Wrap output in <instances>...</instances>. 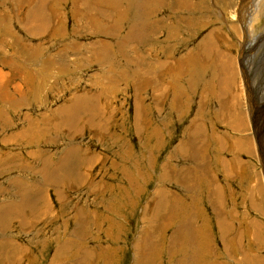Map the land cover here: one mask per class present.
<instances>
[{"label": "rangeland", "instance_id": "obj_1", "mask_svg": "<svg viewBox=\"0 0 264 264\" xmlns=\"http://www.w3.org/2000/svg\"><path fill=\"white\" fill-rule=\"evenodd\" d=\"M54 1L0 0V264H264V0L252 33L247 9L255 0H176L174 7L154 0L157 11L149 0L139 6L137 0H64L73 16L71 37ZM158 12L164 15L149 21ZM211 22L193 43V31ZM179 31L188 42L178 40ZM207 36L208 48L198 52L210 70L195 61L186 74L181 58ZM113 40L124 50L108 49ZM142 41L154 48L142 49L144 60L126 49H139ZM122 53L132 70L115 68ZM214 62L225 70L216 72ZM162 70L165 77L156 75ZM138 75L156 76L155 88L172 84V91L163 87L162 107L149 88L135 96L137 79L130 80ZM217 78L231 90L228 122H241L242 130L215 119L211 89L202 101L200 89ZM174 94L179 114L171 108ZM195 115L204 118L198 136L205 142L196 164L179 152L194 139L185 127ZM182 175H192L189 190L170 183ZM207 183L219 189L211 193ZM157 188L170 196L153 210Z\"/></svg>", "mask_w": 264, "mask_h": 264}, {"label": "crops", "instance_id": "obj_2", "mask_svg": "<svg viewBox=\"0 0 264 264\" xmlns=\"http://www.w3.org/2000/svg\"><path fill=\"white\" fill-rule=\"evenodd\" d=\"M133 1V0H132ZM145 1H148V0H137V3H138V6L139 5H143V4H147ZM149 1H152V2H150V4H152V7L155 5V7L153 8V9H156V11H157V9H161V6H160V3H156V4H154V0H149ZM148 1V2H149ZM175 2H176V0H170V6H173L174 7V5L173 4H175ZM179 2H181V3H183L184 2V0H179L176 4H179ZM133 6H134V4H132ZM176 7V6H175ZM140 11L138 10V9H136V11H135V13L136 14H138ZM143 12H144V14H145V8L143 7ZM152 13H153V11H151ZM156 13V12H155ZM140 15H142V12H140ZM139 15V16H140ZM153 15H156V14H153ZM188 19V18H187ZM133 26V25H132ZM133 28H134V30L135 31H141L140 33H138L139 34V36L140 35H142V33H143V31H142V24L141 23H139V22H137V23H135L134 24V26H133ZM134 33V32H133ZM136 33H134L133 35L134 36H136L135 35ZM211 38H212V36H207L206 38H205V40H204V42L202 43H200L199 44V46L200 47H197V44H196V47H197V51H193V54L191 55V51H188L187 53H185L184 55H183V57L181 58L182 59V61L181 62H183L184 63V65H183V67H185V73L187 74V70L189 71V73H190V70L191 69H193L194 67H196V65L193 63V62H199L200 63V65H202V66H206L205 65V61H203V60H201L200 58H199V55H201V54H199V52H198V49H203L204 47H206V49L208 48V45L210 44V41H211ZM141 45H140V47H139V49H129L128 47L126 48V49H129V53H131L132 55L134 54V55H137V56H139V57H141V58H143V60H144V58L146 57V55H145V51L144 52H142V49H144L143 48V44H142V42L140 43ZM147 55H148V52H147ZM202 56V55H201ZM189 59H191V65H189V64H187V60H189ZM215 64H216V67L218 68V69H216L215 71L216 72H218L219 70H223L225 67H226V65L224 64V63H222L221 65H219L217 62H214ZM150 64H151V62H150ZM188 65H189V69H188ZM168 69H169V67H167ZM148 70V69H147ZM225 70V69H224ZM227 70H229V71H231L230 73L232 74L233 73V71H232V67H230V66H228V68H227ZM166 71H165V73H164V71L162 70L161 71V73L159 74L158 72H157V74L156 75H158V76H166ZM183 75H185L184 73H183ZM233 75H235V74H233ZM232 75V76H233ZM156 77V76H155ZM155 77H148V78H144V77H141V76H139V78L136 80V82H135V86H136V93H135V96H137L138 95V92H141V91H144L145 89L147 90L148 88L151 90V96L152 97H154V100H156V102L155 103H160L161 104V107H162V104L164 103V97H166V95H164L163 97H162V94H163V87H165L166 86V89H167V91L170 89H173V86H172V84H168L167 82L166 83H164L165 85H163V86H161V87H154L153 86V84L154 83H157V81H156V79H155ZM169 78H170V76H169ZM155 81L154 83H152V81ZM217 80H218V83H217ZM217 80H216V82L214 83V84H212L211 86H214V89L213 88H211V86H209V85H207L206 86V88L205 89H203V87H202V89H200V91L199 92H201V97L203 98L202 99V101H206V98H207V95H206V92L208 91L207 89H211V93L213 94L212 96H210V99H212L213 100V102H215V106H216V108H215V110H216V116H215V119L217 120L219 117L222 119L221 121H223L224 123H226V126H228L231 130H235V128H236V126H238V127H240L241 125H242V123L241 122H238L237 120H236V123H234L235 122V119H233V122H228L229 121V117H230V114L231 113H229L228 112V108H229V105H228V102H232V100H231V98H230V96H231V90H230V87H229V84L228 83H224V87H222L223 86V83L221 84V82H222V80H220L219 81V79L217 78ZM193 84H194V82L193 83H191L190 84V86H193ZM230 85H231V88L233 89L232 90V92H233V94H235L236 92H235V89H236V87H235V81H233L232 80V82L230 83ZM172 86V87H171ZM179 88H180V90H182L181 89V87L179 86ZM189 88V87H188ZM193 87H191V89H192ZM196 88V87H195ZM191 89L189 88V90L191 91ZM227 90H229V98H227L226 97V91ZM172 91V90H171ZM162 98V99H161ZM172 99H171V108H174V111L177 113V114H179V112H180V110L181 109H179L177 106V102H176V95L174 94L172 97H171ZM139 99V98H138ZM137 99V100H138ZM161 99V101L159 102V100ZM187 99V98H186ZM201 101V102H202ZM141 102V101H140ZM189 102L191 103L192 102V100H190V97H189ZM186 103L188 104V99L187 100H185V106H187L186 105ZM199 106H200V104H199ZM198 106V107H199ZM177 107V108H176ZM188 107V106H187ZM156 108V107H155ZM154 109V108H153ZM156 109H158V108H156ZM202 113L203 112H205L204 111V107L202 108ZM139 112H140V110H139V108H138V106L137 107H135V118H139L138 117V114H139ZM204 116V115H203ZM204 118H202V116L201 117H197L196 115L195 116H193L191 119H190V121H189V124L187 125V127H185V132H186V134H194L195 136H194V139L193 140H191V141H186V142H184L182 145H181V147H180V150H179V152L183 149V153H184V155L186 156V154L189 152V156H187V159H189V158H191L192 159V163H194V164H196V161L198 160V158H200V157H202L203 156V154L201 153V151H203L204 149H203V146H204V148H205V142H203L202 141V137L201 136H198V135H202L203 134V132H204V130H203V125L201 124V122H202V120H203ZM200 121V122H199ZM244 128V125L243 126H241V130ZM155 133L158 131V130H153ZM198 142H202V146H200L201 144L200 143H198ZM246 147L248 148V144L246 145ZM197 148V149H196ZM181 155H182V153H181ZM181 171H183V169L181 170ZM189 171V169H187V172ZM170 172V171H169ZM171 174H169L168 176H170ZM188 176H192V175H187V176H179V177H175V178H173V180L170 182L171 184L172 183H175V184H180L182 187H184V189L185 188H187L186 190H189L190 188H192V185H191V187H190V183H189V180H187V177ZM208 184V183H207ZM208 187L211 189V193L212 192H214L215 191V189H219L217 186H213L212 185V183H209L208 184ZM156 193H157V200H155L154 201V204H156L155 206H154V209L153 210H157V208L159 207V208H161V206L163 205L161 202H162V199L164 198V196H170V192H168V191H166L165 189H163V188H161V189H156L155 190V192H154V195H155V197H156ZM154 197V198H155ZM168 197H167V199H168ZM174 198H175V202L173 203V201H174ZM216 198H217V196H216ZM176 199H177V196L175 197V196H173L172 198H171V200L170 201H168V204H169V207H171V208H173L174 206H175V203H176ZM211 200V199H210ZM161 203V204H160ZM173 203V204H172ZM176 207V206H175ZM177 207H179V209H180V204H177ZM182 210V207H181V209H180V211ZM184 211H186V209L184 210ZM156 213H157V215L158 214H160L159 216H160V218H163V219H167V220H169L170 219V216H171V214H169V215H164L163 213V215H161V212H159V211H155ZM216 212V211H215ZM219 224H221V225H223V222L220 220L219 221ZM181 228H183V225H182V227ZM180 232V231H179ZM222 233V232H221ZM224 235H223V233L222 234H220V239L223 241L224 240V237H223ZM171 239L172 240H176L177 238H174V236L173 237H171ZM223 243H224V241H223ZM180 262H182L181 260H180Z\"/></svg>", "mask_w": 264, "mask_h": 264}, {"label": "bare ground", "instance_id": "obj_3", "mask_svg": "<svg viewBox=\"0 0 264 264\" xmlns=\"http://www.w3.org/2000/svg\"><path fill=\"white\" fill-rule=\"evenodd\" d=\"M243 1V0H242ZM254 1V0H253ZM261 4V0H255V2H253L251 5V9H247V15H249V22H248V25H249V30H250V33H252L253 32V25H252V23H253V21L255 22V21H257V20H255L256 18L255 17H257V16H255V17H253L254 16V14L256 13V9H258V7H259V5ZM257 6V7H256ZM223 11V10H222ZM255 12V13H254ZM228 16H229V14H228ZM231 17V16H230ZM239 17H241L240 15H239ZM255 18V19H254ZM241 21H242V19H240ZM256 23V22H255ZM243 33H245V31H244V29H243ZM251 35V34H250ZM252 36V35H251ZM255 36V35H254ZM255 41H257V39L255 40ZM257 44V43H256ZM259 44V43H258ZM257 44V45H258ZM239 45H240V43H239ZM251 45H252V43H251ZM258 47V46H257ZM261 47V46H260ZM247 49V47L245 46L244 48H242L241 46H240V50H241V52H243V51H245ZM242 54V53H241ZM240 59V58H239ZM243 60L242 59H240V64H241V67H242V71H245V67H244V65H243ZM241 71V72H242ZM246 72V71H245ZM263 75H261L260 76V79H259V81H258V83L259 82H261V77H262ZM245 77H246V75H245ZM245 77H243V78H245ZM243 78H242V82H243V86L245 87V86H247L248 87V89H249V86H248V83H247V80L245 79V80H243ZM256 84L257 83H255V86H256ZM254 87V86H253ZM247 103H250V100H248L247 101ZM76 107V106H75ZM251 110H253V107H252V105L251 104H249V106L247 107V111H248V115H249V119L251 120V122L253 123V124H256V119L258 118L257 116H256V113L255 112H253V113H251L250 111ZM260 159V161L262 162V169L264 170V160L262 159V157L261 158H259ZM26 207H27V205H26ZM186 207V206H185ZM159 209V207L157 208V210ZM186 222H187V228H189V227H193L191 224L192 223H190L187 219H186ZM185 225V224H184ZM183 225V228L182 229H186L185 228V226ZM189 225V226H188ZM191 230H192V228H190ZM201 229H202V226H201ZM207 234L208 233H205V235H204V238H206V236H207ZM224 237V236H223ZM225 239V238H224ZM177 241V240H176ZM208 245H209V242H208ZM196 247V246H195ZM206 251L208 252V251H210V249H206ZM182 261V260H181ZM261 261V260H260Z\"/></svg>", "mask_w": 264, "mask_h": 264}]
</instances>
